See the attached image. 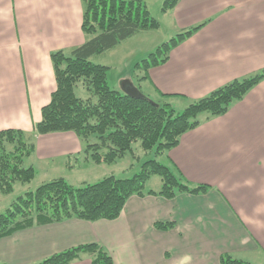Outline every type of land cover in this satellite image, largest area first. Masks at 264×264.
Instances as JSON below:
<instances>
[{
	"label": "crops",
	"instance_id": "crops-1",
	"mask_svg": "<svg viewBox=\"0 0 264 264\" xmlns=\"http://www.w3.org/2000/svg\"><path fill=\"white\" fill-rule=\"evenodd\" d=\"M82 13L81 0H0V130L34 131L56 88L51 54L87 39ZM167 15L173 35L206 23L140 80L150 99L184 106L264 68V0H178ZM126 75L120 91L140 90ZM83 148L72 131L37 135L29 165L36 175L58 165L72 172L73 158L93 163ZM163 157L209 190L171 199L133 195L114 220L70 218L19 230L0 239V262L36 264L98 243L112 264H219L222 254L264 264V79L226 113L183 133ZM159 221L173 226L157 229ZM69 264H91V257Z\"/></svg>",
	"mask_w": 264,
	"mask_h": 264
},
{
	"label": "trees",
	"instance_id": "trees-1",
	"mask_svg": "<svg viewBox=\"0 0 264 264\" xmlns=\"http://www.w3.org/2000/svg\"><path fill=\"white\" fill-rule=\"evenodd\" d=\"M81 1V28L87 39L69 51L51 54L56 88L50 101L42 106L34 131L0 130V193H10L16 181L29 183L36 177L35 168L26 165V161L34 154L37 135L72 131L84 144L83 154L95 164H112L127 153L134 155L136 142L141 151L152 153L153 158L143 161L139 172L131 177L109 175L79 187L63 177L43 182L34 191L18 196L0 213V239L19 230L70 218L114 220L133 195L171 199L180 193L207 192L209 185L187 180L176 167L161 163L158 157L176 146L181 135L201 121L226 113L233 102L264 79L263 68L190 101L182 111H176L166 101L156 102L140 90L141 96L134 97L112 88L107 83L109 67L92 62L91 57L115 48L139 31L158 29L159 21L151 15L145 0ZM177 2L164 0L162 12L173 9ZM205 23L179 31L137 62L133 69L141 72L135 76L137 81L146 79L151 68L166 62L171 50ZM78 87L85 91L84 96L77 94ZM155 175L160 178V188L147 189V182ZM154 226L168 230L173 223L159 221ZM85 255L91 257V264L113 263L112 256L100 244L89 243L54 253L36 264H69ZM219 264L252 263L222 254Z\"/></svg>",
	"mask_w": 264,
	"mask_h": 264
},
{
	"label": "rangeland",
	"instance_id": "rangeland-1",
	"mask_svg": "<svg viewBox=\"0 0 264 264\" xmlns=\"http://www.w3.org/2000/svg\"><path fill=\"white\" fill-rule=\"evenodd\" d=\"M145 2L151 15L159 21V28L156 30L139 31L134 36L121 41V43L114 49L93 56L90 60L94 63H100L109 67L107 72V83L110 87L121 90L120 83L123 79L122 77L125 74H127L126 76L133 75L132 80L134 84L139 86L140 91L144 95H147L148 88L146 87V84L142 81H137V78L135 77L136 75L140 76L141 72H134V63L140 62L156 46L168 41L173 34H171L169 19L167 18L168 12L164 13L161 10L164 0H145ZM76 92L78 95H85V91H82L80 87L77 88ZM185 105L186 104H184V106H177L176 104L174 108L176 111H182ZM133 151L134 155L127 153L122 158L117 159L114 163H102L100 167H94L93 163L87 165L82 158H80L81 160H79V164L72 159V164H74L75 167L72 172H69L67 168L64 170L58 165L55 167V173L51 172L47 175L37 174L29 183L16 181L13 184V190L10 193H0V213L5 212L18 196L23 195L26 191H34L39 185L51 179L50 177H55V175H57V177H59V174L64 176L63 178L76 187L82 186L86 183H95L109 175H114L118 178L131 177L139 172L143 161L153 158L152 153L145 154L141 151L139 142L133 144ZM158 161L165 164L163 156H159ZM29 164L30 161L28 159L26 165ZM43 176H47L48 178ZM160 185V178L155 175L147 182L146 188L158 190Z\"/></svg>",
	"mask_w": 264,
	"mask_h": 264
},
{
	"label": "water",
	"instance_id": "water-1",
	"mask_svg": "<svg viewBox=\"0 0 264 264\" xmlns=\"http://www.w3.org/2000/svg\"><path fill=\"white\" fill-rule=\"evenodd\" d=\"M124 91H125L126 93H128V94L134 96V97H139V96H141L140 91H139L136 87H134V86H132V85H128V86H126L125 89H124Z\"/></svg>",
	"mask_w": 264,
	"mask_h": 264
}]
</instances>
